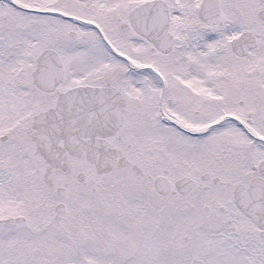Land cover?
Returning a JSON list of instances; mask_svg holds the SVG:
<instances>
[{
	"label": "snow or ice",
	"instance_id": "obj_1",
	"mask_svg": "<svg viewBox=\"0 0 264 264\" xmlns=\"http://www.w3.org/2000/svg\"><path fill=\"white\" fill-rule=\"evenodd\" d=\"M0 264H264V0H0Z\"/></svg>",
	"mask_w": 264,
	"mask_h": 264
}]
</instances>
